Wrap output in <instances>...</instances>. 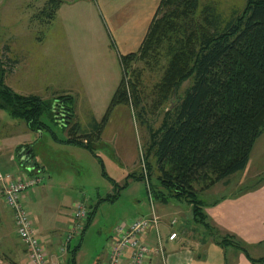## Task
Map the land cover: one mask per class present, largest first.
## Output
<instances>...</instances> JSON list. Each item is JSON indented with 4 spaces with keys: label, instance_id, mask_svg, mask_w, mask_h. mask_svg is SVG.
I'll list each match as a JSON object with an SVG mask.
<instances>
[{
    "label": "rangeland",
    "instance_id": "obj_1",
    "mask_svg": "<svg viewBox=\"0 0 264 264\" xmlns=\"http://www.w3.org/2000/svg\"><path fill=\"white\" fill-rule=\"evenodd\" d=\"M46 1L0 0V54L7 69L5 83L10 88V80L6 78L16 65L11 58L16 57L21 62L23 76L31 77L34 92H43L45 86H50L59 91L72 90L82 102H85V96L92 97L100 120L99 133L95 140L90 141L89 148L73 143L62 151V148L56 147V140L50 132L35 133L38 138L40 134L45 138L37 145L36 151L41 156L37 160L45 169V178L50 177L44 186L46 189L41 201L39 199L37 215L59 227L57 238L61 237L62 241L74 225L71 214L74 203L82 201L93 208L92 222L83 235L73 238L70 246H81L79 264H95L109 252L112 237L121 223H129L151 213L141 158L148 163L146 157L152 134L159 133L167 111L170 107L175 108L170 101L161 108L153 107L157 96L155 90L161 83L166 58L159 57L155 70L147 69L143 62L132 65L134 69L143 71L139 87L143 108L134 102L129 84L128 104L118 105L109 120L105 116L122 80L127 84L130 78L133 79L129 75L127 77L121 58L138 51L147 34L148 21L154 19L161 0H158L155 12H152V5L157 0H58L61 4L57 9L61 13L52 23L47 22L43 12L47 8H42ZM200 4L195 22L202 23V10L211 7L219 15V27L223 31L234 15L244 10L246 0H201ZM4 48L8 49V53ZM116 74L119 85L114 84ZM192 83V78L187 80L178 95L184 96ZM114 85L115 89L118 87L112 95ZM65 98L68 100H65L66 103L62 101L64 105L71 101L69 97ZM79 118L83 122L86 116L82 114ZM44 120L57 140L66 138L68 128L61 126L68 123L61 121L57 124L49 116H45ZM18 121L23 122L0 109V136L20 134ZM20 128L21 131L24 129L21 124ZM77 138L84 140V136ZM49 144L55 146L54 150L47 149L46 145ZM149 161L153 165L155 184L158 173L154 162ZM247 167L242 183L239 172L225 179L226 184L222 181L208 191L199 192V200L207 205L203 209L206 214V208H217L223 204L224 197L239 194V199L245 195H240L241 189L264 180V133L256 141ZM133 173L136 177L142 174L143 179L129 178ZM196 188L200 190V187ZM157 202L156 205L154 201V205L158 215L159 206L174 207V211H169L170 218L172 213L190 215L191 207L184 200H171L168 204ZM239 206L244 211L243 205ZM238 209L232 208L230 211L234 213ZM192 224L193 228H197ZM211 224L219 234L231 236L253 257L264 258L263 235L257 236L255 239L259 243L252 245L241 236L226 233L215 222ZM200 231L209 235L204 229Z\"/></svg>",
    "mask_w": 264,
    "mask_h": 264
},
{
    "label": "trees",
    "instance_id": "obj_2",
    "mask_svg": "<svg viewBox=\"0 0 264 264\" xmlns=\"http://www.w3.org/2000/svg\"><path fill=\"white\" fill-rule=\"evenodd\" d=\"M200 2L161 0L138 51L121 58L127 77L133 79L127 84L122 80L105 119L109 120L118 105L128 104L129 84L134 102L143 108L139 93L143 71L132 65L143 62L147 69L155 70L159 57L164 56L167 63L155 90L153 107L161 108L170 101L175 108L167 111L159 133L152 134L146 157L148 163L144 161L153 203L155 200L164 204L184 200L191 207L194 225L208 231L216 238V244L237 248L252 264H264V258L251 257L231 236L219 234L207 221L208 215L203 210L207 205L199 200V192L208 191L239 172L243 175L251 151L264 133V0H246L244 10L235 14L223 31L219 27V15L211 7L202 10V23L195 22ZM60 4L58 0L50 1L43 11L47 21L55 17ZM0 60L3 65L1 110L25 122L33 132L48 131L57 142L89 148L88 143L77 137L57 140L44 120L49 116L58 124L70 119L72 108L62 103L68 98L60 97L61 102L53 105L52 101L38 96L17 94L5 83L7 69L1 54ZM191 78L192 85L184 96H179L181 86ZM149 160L154 162L158 173L155 184ZM143 176L136 177L133 173L129 178L143 179ZM255 189L257 186H248L241 189L240 194ZM87 209L88 216L80 235L85 233L95 213L88 205ZM80 247L72 249L69 245L66 264H77Z\"/></svg>",
    "mask_w": 264,
    "mask_h": 264
},
{
    "label": "crops",
    "instance_id": "obj_3",
    "mask_svg": "<svg viewBox=\"0 0 264 264\" xmlns=\"http://www.w3.org/2000/svg\"><path fill=\"white\" fill-rule=\"evenodd\" d=\"M50 1L51 0H47L42 8L48 7ZM157 2L158 0L153 3L152 12L156 11ZM58 11L56 12L57 15H55L51 21H47L48 23L55 22L58 14L61 13L60 10ZM152 20L153 19H149V25ZM142 41L140 45L142 44ZM4 51H7L6 53H8L7 48H4ZM11 59L15 60L14 63L16 65L14 66L15 68L10 71V75L7 76L6 79L8 81L10 80V88L14 92L22 96H38L45 101H52L53 105L56 104L54 102L60 97H69L71 99L68 106L72 108L73 114L72 117L66 121L68 124L64 123L61 126L63 129L68 128L66 130L68 131L66 138L61 141H67L73 137L83 138V136L85 144H90L91 140H95V136L99 133L100 119L97 116V108L91 100V95L85 96V102H82L72 90L67 89L59 91L50 86H45L44 84L45 90L43 92H34L31 87V77L27 75L23 76V72H21L23 69L20 60L16 57ZM119 82L120 80H117L116 74L114 77V84L119 85ZM115 85L111 90L112 95L118 87L117 85L115 89ZM53 108H55V106ZM82 114L86 116L85 120L82 119L83 122L79 118ZM20 124L24 128L22 131ZM18 126L19 131L21 132L20 134L0 136V172L3 174L6 182L24 180L32 175L31 170L34 167L37 169L39 168L43 172L45 171L44 167H42L37 160V158H40L41 156L36 151L38 143L44 141L45 138L41 134L39 135L40 138H38L37 134L31 131L24 122H19ZM76 126L77 128L75 129ZM54 142L57 145V148H62V151H66L69 146V143ZM46 147L48 150H54L55 146L49 144L46 145ZM243 178L242 175L241 183ZM48 179H50V177L45 178L42 184L24 194L23 201L26 209L32 216L33 226L40 240H42L41 242L48 253L49 258L58 264H66L67 253L63 254L60 252L63 238L62 241L61 237L60 239L57 238L59 227L54 226V223L51 225L45 222L37 215L39 214L37 212L38 205H40L38 202L39 199L41 201V195L44 194V189H46L44 186L48 182ZM256 186L257 189L253 192L245 193V195L239 197V199H237L239 194H234L231 197H224L225 200L222 202L223 204L217 208H206L208 220L212 218V221L221 229L226 230V233L241 236V239L245 238L247 240L246 242L252 245L259 243L256 241L257 239H255L257 236H264V183H257L250 187ZM76 203L77 202H75L73 206H75ZM157 203L158 202L155 200L156 205ZM239 205H243L242 207L244 208V211H241ZM232 208L239 209L237 212L232 213L230 211ZM171 210L174 211V207L170 209L169 206L168 208H162V206H159V233L165 248L167 264H252L244 252L238 249L229 248L232 246H220L216 244V238L214 239L211 235H207V233L200 231L198 228H193V216L191 212H189L190 215H188V213L187 216L182 215L185 219H183L181 215H176L174 213L171 214L170 218L168 214ZM35 213L36 216L34 215ZM149 215L150 214L147 213L144 217ZM179 216H181V218H179ZM209 221L212 223L211 219ZM62 226L63 224L61 227ZM172 234H177V237L175 240L170 241L169 237ZM157 237V232L154 229H151L144 236V240L151 248H154L158 244ZM248 253L250 254L249 251ZM250 256L253 257L251 254ZM126 257H129V254H127ZM129 259L130 258L126 260L125 264L129 263ZM148 260V264H161V258L157 255H150ZM79 261L80 250L77 255V264H79ZM106 261L107 254L95 264H106ZM0 264H30L26 248L17 234L13 213L5 206L1 199Z\"/></svg>",
    "mask_w": 264,
    "mask_h": 264
},
{
    "label": "built area",
    "instance_id": "obj_4",
    "mask_svg": "<svg viewBox=\"0 0 264 264\" xmlns=\"http://www.w3.org/2000/svg\"><path fill=\"white\" fill-rule=\"evenodd\" d=\"M141 158V167L145 179L146 190L151 203V213L147 217H141L130 223H121L116 228V235L112 238V245L107 253L106 264H148L150 255H157L161 258V264H167L165 248L163 246L160 233V217L153 203L152 188L150 186L149 176L145 162ZM32 175L22 181L6 182L3 174L0 172V199L5 206L13 213L17 234L26 248L30 264H58L51 260L46 252L31 220V215L26 209L23 201L24 194L33 190L43 183L45 174L36 167L32 168ZM72 218L74 225L63 238L60 247L61 253H67L68 247L75 236L80 235L83 229V222L88 216L87 205L80 201L73 208ZM175 223V222H173ZM154 229L158 234V244L151 248L144 240V236L149 230ZM177 234L169 237L170 241L175 240ZM129 254V257L126 255Z\"/></svg>",
    "mask_w": 264,
    "mask_h": 264
},
{
    "label": "water",
    "instance_id": "obj_5",
    "mask_svg": "<svg viewBox=\"0 0 264 264\" xmlns=\"http://www.w3.org/2000/svg\"><path fill=\"white\" fill-rule=\"evenodd\" d=\"M2 69H3V65H2V62L0 60V72L2 71Z\"/></svg>",
    "mask_w": 264,
    "mask_h": 264
}]
</instances>
